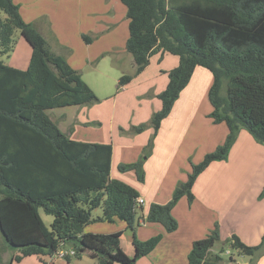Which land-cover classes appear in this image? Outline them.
Masks as SVG:
<instances>
[{"label": "trees", "instance_id": "obj_1", "mask_svg": "<svg viewBox=\"0 0 264 264\" xmlns=\"http://www.w3.org/2000/svg\"><path fill=\"white\" fill-rule=\"evenodd\" d=\"M119 1L126 8L125 49L133 57L135 75L156 51L178 57V65L167 72L165 88L157 94L160 108L151 117L152 137L196 67L212 76L208 117L227 127L223 142L192 165L187 180L174 188L168 203H153L146 216L140 217L172 232L177 221L171 209L181 197L192 202L195 179L209 164L226 158L239 130L245 129L264 146V0ZM0 9L5 13L0 18V238L17 252L9 264L27 256H50L61 244L72 246L75 256L89 252L96 264H136L154 249L160 234L144 241L133 234L134 254L128 256L120 247V231L83 232L98 207L102 208L98 220L116 218L127 228H134L136 221L139 224L135 220L141 208L137 191L110 178L112 145L74 140L47 115L49 109L93 102L96 95L62 56L50 51L39 31L22 19L14 0H0ZM15 30L30 47L24 69L1 59L11 51ZM131 78L121 75L117 88ZM147 146H152V138ZM119 170H134L138 180H143L140 161L120 165ZM260 197H264V185ZM39 209L52 217L49 228ZM218 237L215 227L193 241L187 264H218L223 249L210 252ZM230 245L256 259L264 253V231L256 245H247L234 234Z\"/></svg>", "mask_w": 264, "mask_h": 264}, {"label": "crops", "instance_id": "obj_2", "mask_svg": "<svg viewBox=\"0 0 264 264\" xmlns=\"http://www.w3.org/2000/svg\"><path fill=\"white\" fill-rule=\"evenodd\" d=\"M14 2L19 7V13L22 19L35 27V29H37L45 38L46 42H50L51 47L49 45L48 46L54 50L50 51L56 55L62 56L66 62L80 74L83 81H85V75H83L85 67L92 65L93 62H95L93 65V71L99 72L97 66H100V63L104 61L103 66L107 69L108 67H106L107 62L105 59L119 64H116V67L109 70L110 75L108 76V80H106V82L104 80L98 84L94 83L97 85L96 87H98V85L104 86L105 84H109L106 90H109L110 93L114 82L118 81V77L126 73H133V57L125 49V44L128 38V19L126 16V8L119 0H14ZM39 18L40 21H38ZM83 36L87 37L88 40H84L85 43H83L85 45H83L81 40H79L82 39ZM47 38L49 40H47ZM78 50L80 53H77ZM29 56L22 63V66L15 64L8 65L24 69L28 64ZM126 64H129L130 67H126ZM177 65V56L156 51L149 57L147 66L139 74H136V78L133 81L141 79L145 85V87L139 91L137 98L138 105H136L138 110H145L143 118L149 120V117L155 111L159 110L160 101L157 98V94L160 93L167 84V72ZM196 71L197 70L195 68L188 84L175 100L168 116L162 120L155 136H151L152 152L155 153L156 151L159 161L173 158L179 153H182V157L191 155L192 150L197 145L199 125L197 118L198 101L196 97L199 93L203 95L207 94L208 96V90L211 84L209 83L208 77L204 76V72ZM99 75H102V73L99 72ZM86 84L93 90V87L91 86L92 84L89 81H87ZM101 96H105L109 99V96L111 95L102 94ZM143 100H145L144 103H142ZM105 101V103H107L109 100ZM98 103L99 101L73 106L75 109L69 108L74 109L71 114H69L70 117L64 113V110H62L58 115L53 114V116H51V114L54 113V109H61L65 107L49 109L47 110V115L54 123L57 124L62 132H64L68 137L74 139V133L77 131V126L83 125L86 122L100 124L101 119L97 111L100 104ZM138 121L140 122L141 119ZM205 125L208 127L206 128V132L208 138L211 139V142L212 139L213 143L220 140V135H214L216 132L213 125L216 124L207 122ZM134 127L136 126H130L132 129L130 132L134 134L132 135L134 140L133 142L136 144L134 150L135 158L130 159L131 163L136 162L138 157L143 155V145L147 142L148 135L151 130V128H149L144 132L135 134ZM218 133L220 134V131ZM117 134L119 135L118 131ZM241 135H243L244 147L236 148L237 142L235 141L230 149V153H232L234 149L236 150L235 152L237 157L235 160V167L237 166L239 173L243 170H247V175L243 180L236 179L233 176H231L232 180H230L223 176L220 178L216 177L217 179L213 178L206 181H200L202 184H198V189L196 191L194 190V187H197L196 185L199 180L198 178L195 179L192 185V193L194 195L192 202L189 203L187 200H184V197H181L171 209V214L177 221V228L174 231L167 232L159 223L144 222L140 219V217L144 218L146 216L149 208L148 207L145 210V213H143V206L145 200L148 198V195L146 194L142 196L141 193H138V198L143 200V204L140 208L141 215L138 216V230H135L134 228H127L125 223L119 219L118 222H116V220L111 222L106 221L113 226L116 225V229L113 232H121L120 247L128 256H133L134 254V246L132 244L133 234L140 241L147 240L157 234L161 235V239L154 249L145 256L137 259L136 264H187V254L193 241L205 237L213 229V227L224 228V225L231 217V206L236 204L237 208H234L235 210L238 209L239 200L237 199L240 195L239 192L245 193L246 189L244 190V188H247L248 179L257 170L264 172V146L253 140L249 133L244 134V132H241ZM137 138H141V141L136 142ZM74 140L85 141L79 139ZM90 142L111 143L112 153L110 161V178L126 183L123 179V174H121L122 172L118 169H116L118 175L113 172L115 159L114 141ZM239 148L242 152L237 150ZM145 165L146 162L144 163V167ZM228 183H234L238 188H241V190H237L236 199H232V202L230 201V195L228 196V194H226L227 190L224 189L225 185ZM127 184L132 186L129 183ZM263 185L261 186L262 188ZM261 187L259 188L261 189ZM199 192H201L200 196L197 195ZM257 201V204H260V208L256 214V224L253 223V226L256 228L255 232L257 231L258 233L263 229L264 197L262 199H258ZM147 202L162 203L154 199L147 200ZM241 203L243 204V201H241ZM40 210L41 209H39V214L43 220ZM253 218H255V216H253ZM106 222L100 221L101 224ZM90 223L83 228V232H100L89 228ZM249 227L251 228L250 224ZM238 236L242 242L248 245L245 239H243L240 235ZM1 243L0 264H9L11 256L16 255L17 252L10 249L8 246H5L2 240ZM123 243L125 244L123 245ZM65 247L70 248L72 246ZM213 249L214 246L210 249V252L212 254H216L217 252L213 251ZM82 253L85 255H83L82 258H78L74 264H96V260L91 257L89 252L84 251ZM86 256H89V262H87L86 259L84 260V257ZM239 256L244 257L246 255L239 254ZM246 261L247 263L245 262V264H264V253L256 259L251 257ZM71 262L72 256L67 257L66 259L53 258L51 260L48 259V256H27L20 261L14 262V264H72ZM218 264L241 263L235 261V258L230 256L228 262L221 258Z\"/></svg>", "mask_w": 264, "mask_h": 264}, {"label": "rangeland", "instance_id": "obj_3", "mask_svg": "<svg viewBox=\"0 0 264 264\" xmlns=\"http://www.w3.org/2000/svg\"><path fill=\"white\" fill-rule=\"evenodd\" d=\"M71 7V6H70ZM72 9V7H71ZM72 11V10H71ZM0 18H5V13L0 9ZM40 21V18L38 19ZM37 22V21H36ZM19 30H15L12 37V48L8 55H5L1 57V59L4 61L5 64H15L22 66L23 62L27 59L29 54V46L27 43L20 37ZM83 39V38H82ZM81 40L82 44L85 45L84 39ZM47 40H49L47 38ZM48 45L51 47V44L49 41H47ZM84 42V43H83ZM48 46V47H49ZM52 50L53 48H49ZM54 51V50H52ZM77 53H80L79 50ZM106 67L103 66V62L100 63V66H97V69L99 72L102 73V75H99V72L93 71V65L95 62H93L92 65L86 66L84 70L85 75V81H89L93 87V92L96 95L97 99L94 102H98L99 107L97 108V111L99 113L101 122L100 124H93L91 122H86L83 125L77 126V131L74 133V139L79 140H85L87 142L90 141H114L115 144V156H114V164H113V172L114 174L118 175V172H116L120 165L129 164L130 159L135 158V143L133 142L132 134L130 131L132 129L130 126H139L143 125L141 131L134 130V133H141L145 130L151 128L147 142L145 145H143V155L138 157L137 161H140L141 163V169L143 171V180H138L135 171H120L123 174L124 181L129 184H131L137 193H141L142 196L148 195L147 200L154 199L156 201L162 202V203H156L155 204H166L171 199V194L175 187H177L180 183L187 180L188 174L192 170V165L199 164L204 155L207 153L213 152L216 147L222 143L224 140L226 134H227V127L224 123H220L219 125H213L215 132L214 135L217 136L220 135V140L213 143V139L211 142V139L208 138L206 128H208L205 124L207 122H212L211 119L208 117V113L210 111V104L208 102L207 94H197V101H198V108H197V118H198V125H199V133H198V140L196 147L192 150L191 155H188L186 157H182V153L177 154L173 158H168L164 161H159L157 157V153L152 152V146L148 147L149 138H152L154 131L151 124V117H149V120L146 118H143L145 115L144 109H137V98L140 89H143L145 87L144 83L141 79H137L136 81H133L136 78V75L134 74L135 71V65H134V71L133 73H126L130 75L132 78L131 80L125 85L120 88H117V81L114 82L113 87L111 88V92L109 93V90H106L107 86L109 84H105L104 86L97 85L94 83L103 82L105 80H108L109 70L111 68L116 67L117 62L109 61L108 59H105ZM126 67H130L129 64H126ZM115 70V69H114ZM196 72H204V76L208 77L209 83L212 84V76L208 70H206L203 67H196ZM198 74V73H197ZM87 75V78H86ZM119 79V77L117 78ZM84 81V82H85ZM86 81V82H87ZM133 81V82H132ZM85 82V83H86ZM225 85L226 81H223L220 94L223 96L225 95ZM97 88V89H96ZM108 91V92H107ZM198 92V91H197ZM111 95L109 96V99H107L105 96L101 95ZM105 97V98H103ZM99 99V100H98ZM98 100V101H97ZM105 100H109L107 103H105ZM145 100L142 101L144 103ZM116 102V105H115ZM91 103V102H90ZM74 108L71 107H65L61 109H54L51 114V116L58 115L61 113L62 110H64V113L69 116L71 112L75 109H69ZM136 110V111H135ZM141 119L139 122L138 120ZM213 123V122H212ZM134 124V125H133ZM117 131L119 132V135L117 134ZM220 131V134L218 133ZM241 132H244V134H248L245 129L239 130V132L236 135L235 141L237 142V147H244V139L243 135H241ZM239 141H238V139ZM215 138V137H214ZM113 139V140H111ZM141 141V138H137L136 142ZM143 141V140H142ZM234 141V143H235ZM233 143V144H234ZM111 144V143H110ZM237 149L242 152L241 149ZM231 150H229L228 155L224 160H218L213 162L210 166L206 167L198 176L199 182H197V187H194V190L196 191L198 189V184L200 181H206L213 178H220L225 176L226 178L232 180L231 176H233L236 179L243 180L244 177L247 175V170H243L241 173H239L237 166L235 167L236 163V150L234 149V153H230ZM141 154V151H140ZM138 154V155H140ZM137 155V154H136ZM146 162V165L144 167V163ZM264 164V162H263ZM238 165V164H237ZM196 178V179H197ZM217 179V178H216ZM264 184V172L257 170L254 174L251 175V177L248 179L247 188L245 193H240L237 200H239L238 209L235 210L234 207L237 208L236 204H233L231 206V217L229 221L226 222L224 225V228H218V240L214 243V249L213 251H216L217 253L220 252V249L222 248L223 251L220 253V256L223 260L229 261V257H234L235 261L245 264L247 263V259L251 258L250 256L246 255L244 257H240L238 254V251L236 249H233L230 245V239L231 236L234 235H240L243 239H245L248 243V245H256L259 243L261 239V235L264 231V223H263V229L261 232L257 231L255 232V227L253 226V223L256 224L255 220L256 214L259 211L260 204L258 203V199H260V193L262 191V185ZM261 187V189L259 188ZM225 190H227L228 196L230 195V201L232 202V199H236L237 196V190H241V188H238L236 184L234 183H228L224 187ZM193 192V188L191 190ZM199 192L197 195L200 196ZM258 196V197H257ZM186 197H184V200ZM257 198V199H256ZM199 199V197H198ZM262 199V198H261ZM145 200L143 210L145 213V210L153 203L147 202ZM243 201V204L241 203ZM187 202V201H186ZM264 202V201H263ZM200 204V203H199ZM233 207V208H232ZM40 213L42 215L43 221L45 226L48 228L50 227V221L51 216L46 215L44 212L40 210ZM102 215V208L98 207L92 210L91 216L93 218V223H90L91 229H94V231H100L98 233L107 234L112 233L116 229V225H112L110 223H103L101 224L97 217ZM141 215V210L137 209L135 220L138 219V216ZM255 216V218H253ZM253 218V219H252ZM116 222H118V219H114ZM118 224V223H117ZM249 224L251 228L249 227ZM138 224L137 221L134 224V229L138 230ZM214 228V227H213ZM97 233V232H96ZM239 237V236H238ZM125 243H123L124 245ZM5 245V244H4ZM122 245V246H123ZM0 246H2L1 240H0ZM6 246V245H5ZM66 246H70L69 244H66ZM68 248V247H67ZM123 250V249H122ZM227 251L230 252L226 253ZM83 253L80 254V256H72V264H74L78 258L83 257ZM87 260L89 262L90 258L89 256L84 257V260ZM26 262V261H24ZM40 264V263H39ZM66 264V263H64Z\"/></svg>", "mask_w": 264, "mask_h": 264}, {"label": "built area", "instance_id": "obj_4", "mask_svg": "<svg viewBox=\"0 0 264 264\" xmlns=\"http://www.w3.org/2000/svg\"><path fill=\"white\" fill-rule=\"evenodd\" d=\"M137 205L141 206L143 204V200L141 198H137L136 200ZM65 244H61L57 250L50 256H48V259H53V258H58V259H66L67 257L74 256L75 255V250L73 247L66 248ZM226 253H229L227 251Z\"/></svg>", "mask_w": 264, "mask_h": 264}]
</instances>
